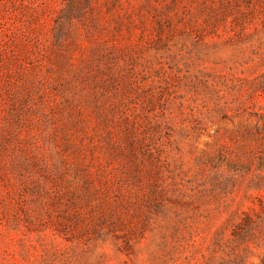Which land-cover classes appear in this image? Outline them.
<instances>
[{
  "label": "rangeland",
  "instance_id": "obj_1",
  "mask_svg": "<svg viewBox=\"0 0 264 264\" xmlns=\"http://www.w3.org/2000/svg\"><path fill=\"white\" fill-rule=\"evenodd\" d=\"M0 264H264V0H0Z\"/></svg>",
  "mask_w": 264,
  "mask_h": 264
}]
</instances>
